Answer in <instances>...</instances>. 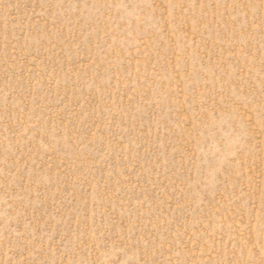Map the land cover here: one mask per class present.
I'll use <instances>...</instances> for the list:
<instances>
[{"label": "rangeland", "instance_id": "1", "mask_svg": "<svg viewBox=\"0 0 264 264\" xmlns=\"http://www.w3.org/2000/svg\"><path fill=\"white\" fill-rule=\"evenodd\" d=\"M0 264H264V0H0Z\"/></svg>", "mask_w": 264, "mask_h": 264}]
</instances>
